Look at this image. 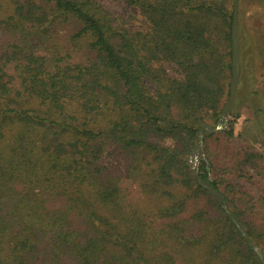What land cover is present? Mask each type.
Masks as SVG:
<instances>
[{
  "label": "trees",
  "instance_id": "1",
  "mask_svg": "<svg viewBox=\"0 0 264 264\" xmlns=\"http://www.w3.org/2000/svg\"><path fill=\"white\" fill-rule=\"evenodd\" d=\"M126 1L145 31L101 0H0V264H264L242 234L264 258V183L233 181L264 180V92L245 97L261 150L197 152L230 97L235 0Z\"/></svg>",
  "mask_w": 264,
  "mask_h": 264
},
{
  "label": "rangeland",
  "instance_id": "2",
  "mask_svg": "<svg viewBox=\"0 0 264 264\" xmlns=\"http://www.w3.org/2000/svg\"><path fill=\"white\" fill-rule=\"evenodd\" d=\"M104 2L106 7L116 16L126 18L131 26H134L136 29L145 31L147 22L146 20L139 15L138 11L130 7L126 0H101ZM235 6V5H234ZM239 27L241 28V41L243 45L246 44V41H249L251 47L253 48L252 55V78L248 77V84L246 79H242L241 86L238 85L239 92L237 93V102L234 111L236 108H239L240 118L237 122H233L232 115H230L229 123L226 128H223L219 131L213 133L214 137H206L211 135L205 131L204 127L198 122V129L203 134V150L198 152L200 156L207 157L210 156V159L217 164L227 163L224 161V158L230 155H234L246 147H256L261 150L259 145L253 144L254 139H258L257 132L255 131V125L250 116V112L246 109L248 105L245 97L249 96L250 93L254 90H260L264 92V0H251L249 3L239 0ZM239 28V32H240ZM240 46V45H239ZM242 49V48H241ZM241 49H240V60H241ZM242 64H240V80L242 73ZM244 69V67H243ZM246 70V69H244ZM168 73L174 78H180V74L177 72V68L173 65L169 67ZM246 80V81H244ZM232 81V79H231ZM240 84V81H239ZM241 98V100H240ZM229 101V97L226 98L223 108ZM222 108V110H223ZM222 119V114L219 121L210 116L204 117L202 121L206 124L207 129H217L220 127V121ZM233 124L235 138L229 139L225 132H228L231 129ZM240 134L245 135L243 143L239 138ZM167 146L174 147L176 146V141L168 140L165 142ZM248 145V146H247ZM199 147V146H198ZM213 154V155H212ZM197 156V155H196ZM252 176L255 179L249 180L248 178H242L237 180L233 178L235 184H238L247 191L251 192L254 197H258L259 188L264 183V180L261 178H256L255 173L249 170Z\"/></svg>",
  "mask_w": 264,
  "mask_h": 264
},
{
  "label": "water",
  "instance_id": "3",
  "mask_svg": "<svg viewBox=\"0 0 264 264\" xmlns=\"http://www.w3.org/2000/svg\"><path fill=\"white\" fill-rule=\"evenodd\" d=\"M239 38H240V32H239V0H235V6H234V20H233V27H232V51H233V59H232V81H231V86H230V97L229 101L225 105V107L222 110V119L220 121V127L217 129H207L206 124H204L202 121L199 123L204 127L205 131L208 132L209 134H213L216 131H219L223 128H226L229 123V118L230 115L233 113L236 102H237V90H238V85L240 81V46H239ZM203 134L201 133L200 135V140H199V147L197 149V152H201L203 150ZM200 181V180H199ZM202 184V182L200 181ZM210 192L217 197L219 200H221L224 204V209L226 210L228 216L235 222L236 219L231 213V211L228 209L226 203L224 202L223 197L216 192L215 190L211 189L208 187ZM238 225V223H237ZM243 236L245 237L246 241L249 243V245L260 255V258L262 262L264 263V258L263 255L261 254L259 248L257 245L244 233L242 232Z\"/></svg>",
  "mask_w": 264,
  "mask_h": 264
}]
</instances>
